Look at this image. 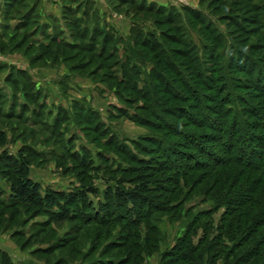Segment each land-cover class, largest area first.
I'll use <instances>...</instances> for the list:
<instances>
[{
	"label": "rangeland",
	"instance_id": "rangeland-1",
	"mask_svg": "<svg viewBox=\"0 0 264 264\" xmlns=\"http://www.w3.org/2000/svg\"><path fill=\"white\" fill-rule=\"evenodd\" d=\"M40 1L17 0V5L0 8V264H182L176 262L180 247L179 254L188 255L185 248L200 241L190 264H225L233 243L220 232L228 209L222 200L227 191L238 194L246 177L235 178L237 169H225L229 179L224 171L216 175L224 169L164 170L175 157L162 158L156 144L187 152L172 133L194 130L173 116L182 106L176 99L187 91L174 71L155 64L150 48H163L161 58L175 60V70L179 66L186 75V60L172 51L185 50L205 62L209 47L215 46L223 62L233 58L232 65L246 63L245 68L264 71V0H144L197 12L177 14L170 22L153 11H139L138 1L100 0L98 9L109 8L122 19H102L101 25L96 18L94 23L84 19L87 38L81 37L84 25L77 20L82 11L74 12L68 0H51L56 4L52 14L64 13L42 17ZM94 26L112 37L105 53L116 50L113 58L105 53L97 58L101 42H87ZM134 26L143 31L138 42L130 37ZM248 72L232 73L242 84L235 97L264 106ZM216 85L222 94L226 85L220 80ZM142 92L148 94L137 95ZM160 124L169 135L159 130ZM2 157L9 158L5 164ZM22 160L28 178L40 185V196L51 191L68 200L48 211L12 205L8 197L18 178L13 161ZM142 184L146 191L136 195L140 201L124 204L112 198L119 188L132 191ZM78 194L82 197L75 199ZM252 246L251 240L234 256ZM201 255L199 263L195 258Z\"/></svg>",
	"mask_w": 264,
	"mask_h": 264
},
{
	"label": "trees",
	"instance_id": "trees-1",
	"mask_svg": "<svg viewBox=\"0 0 264 264\" xmlns=\"http://www.w3.org/2000/svg\"><path fill=\"white\" fill-rule=\"evenodd\" d=\"M135 1L139 3L137 7L139 11H153L158 15H163L168 22L177 14L181 15L182 13L185 15L186 13H190L192 15L197 13L195 10L189 8H182V12H179L173 7L165 9L163 7H157L154 4H147L144 0H132L133 3H135ZM17 4V0H8L7 2V6H14ZM258 4H256V6H258ZM258 9L262 10L259 7ZM87 10L88 12L91 10L90 5L83 13L85 16L88 14ZM69 12L70 10L68 13ZM77 20L79 23L83 24L82 20ZM83 25L84 29L80 34L82 38H87L89 34V30L87 29L88 26L85 24ZM97 27L98 26H94V32L89 36L90 38L87 42H101V53L98 54L97 58L102 59L107 44L109 45L113 39L108 33H104L102 28L99 30ZM142 32L143 31L137 26L131 28L130 37L133 42H138L140 40ZM98 34L100 38H98ZM92 45L93 43L90 49L95 52L94 48L96 45ZM142 46L145 47V45ZM213 47L215 46L209 47L208 53H206L208 59L205 58V62H200L197 58V54L196 56L192 54L194 57H189V53L187 54L185 50H180L179 52L172 51V54L177 55V58L186 60L182 65L188 70L187 75L179 66V70H175V60L170 59V61H168V58H161L164 51L163 48H150V52L156 55L155 57L157 58L155 64L166 67L170 72L174 71V74L179 79L178 83L187 91L186 94L176 99V102H179L182 106L177 108V115H174L175 111H173V116L175 118L180 117L182 121L185 120L186 122L183 123L188 124V126L194 130L184 129L178 130L179 132L177 133H172L176 135L175 137L183 141L181 142L182 147H184L187 152L168 149V147L160 149L158 143L156 144V151L162 154L160 155L162 158H166L169 155L175 157V161L170 160L169 163L167 161L165 162L166 166L168 165V168L164 169L165 171L172 169H178L175 171H179L180 168H182L184 171L189 170L195 172L204 170L213 172L217 169H224L216 173V175L224 171L229 179L230 175L225 169H237L236 173L233 172L235 178L241 176L244 178L246 177V186L243 187L238 194H232V192L227 191L226 198L222 200V205L228 209L222 216L220 232H224L227 240L233 243L229 249L223 243V247L228 249L225 257V264H264V200L261 199L264 195V106L253 104L256 105V109H254L253 105H247L238 100L236 98L238 95L236 89L242 88V84L239 78L232 74L236 72L244 73L249 70L250 73H248L255 77L254 89L258 91L260 95L258 97H261L264 101V71L261 70V72L253 65L245 68L246 63L242 64V66L239 62H237L236 65H232L231 61L233 58H228L225 63L222 61L223 55H221V53H216ZM205 49L204 47L203 50ZM194 51L195 50H190V53H194ZM115 53L116 50H113L110 55L105 53V57L113 58ZM116 63L117 62H114L113 65H116ZM179 72H182V75ZM216 73L218 75H216ZM228 73L231 74L230 77ZM18 74L22 76L20 72ZM183 77L187 78L189 82L184 81ZM193 78L196 80L198 88L195 86V89H193L191 84ZM7 80H12L11 74ZM190 80L192 81L190 82ZM218 80H220V82L222 81L223 85H226L222 94L219 92L220 86L216 85ZM121 83L127 86L126 83ZM188 85L191 86L188 87ZM249 86L252 87L251 84ZM200 87L202 89L201 91L199 90ZM133 89L129 88V91L133 92ZM159 89L161 90V88H158L155 92H159ZM233 89H235V92H233ZM206 92H210L212 95H208ZM255 93L257 92H254V95H257ZM143 94L148 93H137V95ZM208 104H212V106ZM133 121H137V119L134 118ZM159 128H161L159 130L164 131L168 135L170 134L163 124H160ZM201 130L206 134H199L198 131ZM259 133H261V135ZM7 159L9 158L2 157L4 164ZM178 161H180L179 164ZM13 164L16 167L18 178L14 186L10 188L8 198L12 205L21 207L33 204L35 207L47 209L48 211L59 208L62 202L68 200L67 196L60 193L55 194L51 191L40 196V185L32 182L28 178L27 163L22 160L19 163L13 161ZM226 179L227 178L223 179V181H226ZM145 186L146 184H142L132 191H125L119 188L116 190V193L113 194L112 198H119L124 204L135 203V201L141 200V197H137L136 195H143L146 191ZM108 194L111 195L112 191H108ZM80 197H82V194L75 196V199ZM138 205L141 206L143 203L138 202ZM205 229H208V227ZM219 239L220 235L217 236V240ZM251 240L253 243L251 251H247L238 257L234 256L237 251ZM180 243L183 246L186 245L185 240H182ZM201 244L202 241L195 247L188 245V247L185 248L188 255H184V253L182 255L179 254L184 248L180 247L176 262L182 264L192 263L193 258L191 256L197 253ZM204 257H207V255H204ZM195 259L200 263V259L203 260V255H201V258L198 256ZM232 259L234 260L232 261ZM207 264L214 263L211 261L209 263L207 262Z\"/></svg>",
	"mask_w": 264,
	"mask_h": 264
},
{
	"label": "crops",
	"instance_id": "crops-1",
	"mask_svg": "<svg viewBox=\"0 0 264 264\" xmlns=\"http://www.w3.org/2000/svg\"><path fill=\"white\" fill-rule=\"evenodd\" d=\"M100 0H68L69 2V5L70 3L72 4L71 5V8L74 10V12H76L77 14L82 11L83 13L86 11V8L90 5L91 6V10L88 12L87 16H85L84 14H81L82 15V18L80 20H84V19H89L90 22H95V18L96 20L100 23L101 20L103 19V21L105 22H108V21H112V20H120L122 19L121 17H119L118 15L114 16L115 13H113V10L109 9V8H106V10L108 9V11L106 10H101V9H98V7L102 6V4L100 2H98ZM151 1V0H150ZM154 3H159L161 2L162 0H152ZM166 0H164L163 2L165 3ZM7 2L8 0H0V8H2L4 5H7ZM42 2V6L40 7V10L39 12H41V16L44 17V14L47 15L48 17L50 18H55L57 17L59 14L61 13H64L63 12H60V9H59V14L57 15H53L52 13L54 12V10H50L51 9V6H54L56 4H53V2L51 0H42L40 1ZM162 2V3H163ZM99 5V6H98ZM106 5V4H105ZM160 5H164V4H160ZM61 7V6H60ZM95 8H97L98 10H96ZM64 9H67L68 10V7L66 6V8ZM63 10V9H62ZM38 12V14H39ZM114 18H113V17ZM125 19V18H124ZM66 20H64L65 22ZM123 21H126L127 23H130V21H128L127 19L123 20ZM103 22L100 23V25L102 24ZM83 24L87 25V22L83 21ZM106 24V23H105ZM42 37L40 36L39 39H41Z\"/></svg>",
	"mask_w": 264,
	"mask_h": 264
}]
</instances>
